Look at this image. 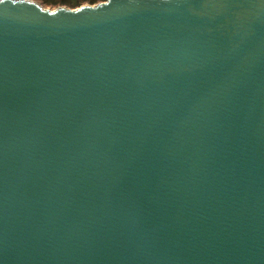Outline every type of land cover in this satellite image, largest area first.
Instances as JSON below:
<instances>
[{
  "label": "water",
  "instance_id": "1",
  "mask_svg": "<svg viewBox=\"0 0 264 264\" xmlns=\"http://www.w3.org/2000/svg\"><path fill=\"white\" fill-rule=\"evenodd\" d=\"M0 264H264V0H3Z\"/></svg>",
  "mask_w": 264,
  "mask_h": 264
},
{
  "label": "trees",
  "instance_id": "2",
  "mask_svg": "<svg viewBox=\"0 0 264 264\" xmlns=\"http://www.w3.org/2000/svg\"><path fill=\"white\" fill-rule=\"evenodd\" d=\"M41 6L49 8H77L83 4L94 5L105 0H36Z\"/></svg>",
  "mask_w": 264,
  "mask_h": 264
},
{
  "label": "rangeland",
  "instance_id": "3",
  "mask_svg": "<svg viewBox=\"0 0 264 264\" xmlns=\"http://www.w3.org/2000/svg\"><path fill=\"white\" fill-rule=\"evenodd\" d=\"M33 1H35V2H37L36 0H33ZM38 3V2H37ZM83 5H89V4H83ZM82 5V6H83ZM44 8H49V7H44ZM49 9H54V8H49Z\"/></svg>",
  "mask_w": 264,
  "mask_h": 264
},
{
  "label": "snow or ice",
  "instance_id": "4",
  "mask_svg": "<svg viewBox=\"0 0 264 264\" xmlns=\"http://www.w3.org/2000/svg\"><path fill=\"white\" fill-rule=\"evenodd\" d=\"M0 3H3V0H0Z\"/></svg>",
  "mask_w": 264,
  "mask_h": 264
}]
</instances>
